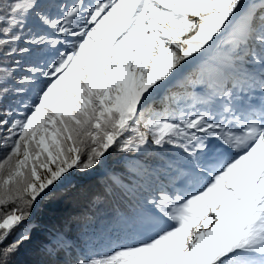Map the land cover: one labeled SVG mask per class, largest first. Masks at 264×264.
I'll list each match as a JSON object with an SVG mask.
<instances>
[{
    "label": "snow or ice",
    "instance_id": "obj_1",
    "mask_svg": "<svg viewBox=\"0 0 264 264\" xmlns=\"http://www.w3.org/2000/svg\"><path fill=\"white\" fill-rule=\"evenodd\" d=\"M0 264H264V0H0Z\"/></svg>",
    "mask_w": 264,
    "mask_h": 264
},
{
    "label": "trees",
    "instance_id": "obj_2",
    "mask_svg": "<svg viewBox=\"0 0 264 264\" xmlns=\"http://www.w3.org/2000/svg\"><path fill=\"white\" fill-rule=\"evenodd\" d=\"M100 192L98 186L90 182L89 189L86 193H82L74 198H65L58 204L53 203L50 205L51 211L48 217L45 218L48 222H56L58 219H62L67 215H72L74 217L79 216L82 212H87V202L91 196ZM126 204V201L116 193L113 196H109L102 203L97 205V207L92 209L91 213H88L93 218L90 221L80 220V222L73 224V233H78L80 231H85L88 233H103L105 226L108 224L109 219L115 209H120ZM11 239V237H10ZM32 242L22 245L19 257H14L13 259H27L26 256L22 255L29 249ZM98 250L104 251L105 249L101 246Z\"/></svg>",
    "mask_w": 264,
    "mask_h": 264
}]
</instances>
